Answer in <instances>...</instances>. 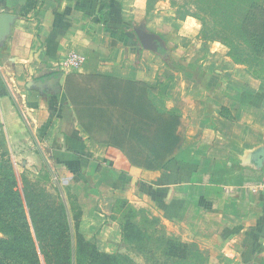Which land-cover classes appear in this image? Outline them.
<instances>
[{"label":"crops","instance_id":"crops-1","mask_svg":"<svg viewBox=\"0 0 264 264\" xmlns=\"http://www.w3.org/2000/svg\"><path fill=\"white\" fill-rule=\"evenodd\" d=\"M28 2L0 0V14L14 15L0 34V121L12 157L25 153L42 164L61 195L59 184L71 179L65 199L81 210L86 240L114 254L124 229L108 188L114 182L118 196L143 206L146 183L151 209L159 215L161 207L183 238L209 248L208 264H264V192L253 191L264 180V73L236 62L220 38L200 36L205 20L177 18L170 0ZM157 18L177 25L187 58L172 57ZM141 25L159 37V50L142 46ZM72 52L84 57L76 70L65 64ZM113 80L146 84L157 109L180 116L184 140L166 168L132 164L124 154L130 146L113 143L128 132L106 127L99 112L113 110L118 121L116 105H129L109 95Z\"/></svg>","mask_w":264,"mask_h":264},{"label":"trees","instance_id":"trees-1","mask_svg":"<svg viewBox=\"0 0 264 264\" xmlns=\"http://www.w3.org/2000/svg\"><path fill=\"white\" fill-rule=\"evenodd\" d=\"M148 3L151 5V0ZM34 4L35 0H29L28 7ZM195 4L198 10L213 17L216 26L241 40L245 49L234 45L230 51L236 62L255 67L264 65V0H196ZM188 14L204 19L191 12L183 13L182 17ZM207 37L229 41L210 33ZM149 89L146 84L132 81H111L109 95L128 98L129 105H116L118 121L113 119V110H100L99 117L106 120L105 125L110 129L122 124L126 128L128 134H118L113 143L130 146L124 154L132 164L163 169L182 146V120L177 114L157 109L148 98ZM1 161L0 264H122L124 260L132 263L123 255L102 252L86 240L78 230L73 203L65 202L59 191L56 197L43 189L39 191L26 175L20 181L12 162ZM123 229L124 239L131 242L140 240L143 233L132 221L124 222ZM195 251L201 254L194 242L168 239L164 250L166 260L157 264H170L175 258L188 260Z\"/></svg>","mask_w":264,"mask_h":264},{"label":"rangeland","instance_id":"rangeland-1","mask_svg":"<svg viewBox=\"0 0 264 264\" xmlns=\"http://www.w3.org/2000/svg\"><path fill=\"white\" fill-rule=\"evenodd\" d=\"M156 1L158 0H151V5L153 6ZM170 3L172 6L175 5L173 9L177 15V18H182V14L185 12L199 14L201 17L204 18L205 32L200 35L203 36V38L206 37L207 33H210L211 35H219V37L222 36L224 38H229V41L224 42L228 47L232 48L234 45H237L240 49H245V46L237 36L231 35L229 30L216 26L213 22L212 16L205 14L204 12H202V10H198V6L195 4L196 0H170ZM156 23L160 24H156V26H154V29L156 30V32H158L161 37L167 38L164 40L166 41L169 48L173 49L172 57L176 58L177 60H182V58L184 59L185 57L187 58L188 53L184 54V52H181V49L178 50V39H176V35L179 28L177 27V25H169V27H166L165 25L161 24L160 18L156 19ZM132 34L134 36H137L135 31H132ZM138 42L140 41L138 40ZM194 48L195 46L191 48V51H193ZM194 57L195 55H193L191 58L193 59ZM175 64L181 63L175 62ZM254 68L257 73H264L263 66L261 68ZM8 144V139L5 137L4 125L0 121V161L2 160L14 162V169L17 172L20 181L21 176L24 174L29 179V182H32L33 186L37 187L39 191L43 189L50 195L56 197L58 189H56L54 182H51V179L47 174L46 168L44 166H41L42 164H33L31 156L27 157L28 154L25 153L18 154L17 157H12ZM107 179L113 182L116 177L106 176V178L103 180L105 181ZM70 181V178H66L65 184H59L62 189V197L65 202V195H70V192H68L67 190V187L70 185ZM150 186L151 185L149 184L141 183L140 191L145 196H147V199L145 198L142 200V202L144 203L143 206H139L142 204H137L135 201L132 202L129 197L118 196L117 194H122L123 190L118 191L116 189L117 187H115L114 182L113 188H108L110 193L107 194V199L114 200L110 206H114V208L112 207L111 209L115 212L117 218L120 221V224L122 223L123 225L124 222L132 221L136 223V226H138L140 228V231L143 232L140 235V240L138 241L131 242L130 240H122L121 246H119L118 248L111 249L114 255H123L126 259L131 260L132 262L126 263V261L124 260L122 264H157L158 261L162 263L166 260V256L164 253L165 242L168 239H173L186 243H196L201 254H198V251H195V254L189 255L188 260L175 258L173 259V263L170 262V264H208V255L210 254L209 248L200 247L198 243L199 240L194 239L191 241L189 239L192 237L191 235L188 239L183 238L185 237V235L182 226L177 223L165 221V215L161 212V207L158 212L159 215L154 212V210H157L155 207H153V210L151 209L152 207H150L149 205L151 203V196L149 193L151 189ZM113 191L114 194L111 196ZM80 195L84 198L83 192H81ZM137 199L142 198L137 197ZM83 201H86L87 205H90V198L85 197ZM157 202H159V200ZM106 209L110 211V208ZM77 211L81 210L75 209L73 215L77 214ZM175 260L178 261L175 262Z\"/></svg>","mask_w":264,"mask_h":264},{"label":"water","instance_id":"water-1","mask_svg":"<svg viewBox=\"0 0 264 264\" xmlns=\"http://www.w3.org/2000/svg\"><path fill=\"white\" fill-rule=\"evenodd\" d=\"M14 15L9 13L0 14V34H6L9 31L10 23L13 21ZM137 35L146 49L159 50L161 44L159 37L154 33L147 31L144 25L136 29Z\"/></svg>","mask_w":264,"mask_h":264},{"label":"built area","instance_id":"built-area-1","mask_svg":"<svg viewBox=\"0 0 264 264\" xmlns=\"http://www.w3.org/2000/svg\"><path fill=\"white\" fill-rule=\"evenodd\" d=\"M83 62H84V57L82 55H80L77 52H72L67 57L65 64L67 66V69L76 70V69L80 68V66L83 64ZM253 191H255V192H259V191L264 192V180L259 182L256 185H254Z\"/></svg>","mask_w":264,"mask_h":264},{"label":"clouds","instance_id":"clouds-1","mask_svg":"<svg viewBox=\"0 0 264 264\" xmlns=\"http://www.w3.org/2000/svg\"><path fill=\"white\" fill-rule=\"evenodd\" d=\"M189 23L192 24V23H194V21L189 20Z\"/></svg>","mask_w":264,"mask_h":264}]
</instances>
